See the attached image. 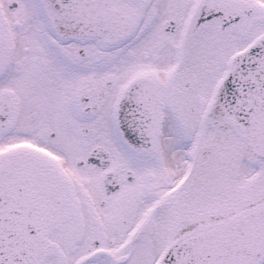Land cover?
<instances>
[{
	"label": "snow or ice",
	"instance_id": "6c2138e0",
	"mask_svg": "<svg viewBox=\"0 0 264 264\" xmlns=\"http://www.w3.org/2000/svg\"><path fill=\"white\" fill-rule=\"evenodd\" d=\"M0 264H264V0H0Z\"/></svg>",
	"mask_w": 264,
	"mask_h": 264
}]
</instances>
